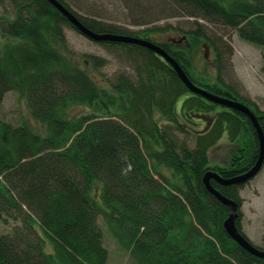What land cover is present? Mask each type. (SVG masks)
<instances>
[{"label":"trees","instance_id":"obj_1","mask_svg":"<svg viewBox=\"0 0 264 264\" xmlns=\"http://www.w3.org/2000/svg\"><path fill=\"white\" fill-rule=\"evenodd\" d=\"M59 1L97 33L157 43L196 85L246 104L264 130V112L221 82L225 42L211 36L233 29L260 46L264 72V0H155L160 4L152 12L129 8L135 24L159 11L192 18L189 40L216 49V82L193 77L178 47L150 36L161 28L133 32ZM0 5V104L6 92H17L45 129L40 134L26 122L0 118V219L19 220L0 234V264H106L100 218L135 264H264L228 235L223 223L231 209L203 183L208 170L229 178L256 162L259 142L247 115L191 92L164 58L133 43L96 42L119 50L132 70L103 87L86 64L97 70L106 60L83 56L80 65L74 59L65 28L80 32L48 0ZM75 105L87 109L73 113ZM225 132L240 146L227 165H212L209 151ZM210 182L236 202L235 224L247 237L240 223L245 183Z\"/></svg>","mask_w":264,"mask_h":264},{"label":"rangeland","instance_id":"obj_2","mask_svg":"<svg viewBox=\"0 0 264 264\" xmlns=\"http://www.w3.org/2000/svg\"><path fill=\"white\" fill-rule=\"evenodd\" d=\"M64 1L80 14L119 24L133 32L139 33L146 28H161L162 30L150 33V36L157 41L172 44L174 48L178 47L177 49L181 50V53L189 60L193 77L203 82H216L218 76L216 49L207 40H200L197 44L189 40L186 31L194 26L192 18L167 16L165 12L159 11V14L151 17L152 19L144 24H135L133 21L136 20L131 17L129 8L145 7L148 8V12H152L158 9L160 3H156L155 0H137L138 4L134 0ZM1 12L3 9L0 5ZM202 22L208 25L205 21ZM218 29V32L211 36H223L225 42L221 45V48L226 50L223 52L226 60L224 58L220 73L221 82L229 86L230 94L236 93L239 98L256 104L264 112V72L261 47L241 39L236 30ZM65 36L68 49L80 65L84 64L83 56L93 55L106 60V64L97 70L89 63L86 64L88 71L99 85L110 89L109 85L116 80L119 74H132L131 68L122 57L123 54L116 48L96 43L69 27L65 28ZM1 40L12 41L4 36ZM204 45L207 46L206 58L204 57ZM180 102L181 100L178 103ZM86 109L84 105H75L71 111L79 113ZM0 118L14 125L26 122L35 132L45 133L43 125L30 116L25 99L15 91L5 93L0 104ZM203 125L201 121L197 128L201 129ZM192 142L191 140L190 143ZM236 145L237 148L240 146L236 142L230 143L225 132L216 146L209 151L210 163L227 165ZM240 195L243 198L241 228L254 246L264 248V165L249 182L243 185ZM18 222L19 220H8L5 223L0 219V234L10 232ZM99 224L103 232V244L108 250L106 264H135L129 254L112 237L102 218L99 219ZM47 245L50 246L48 242Z\"/></svg>","mask_w":264,"mask_h":264},{"label":"water","instance_id":"obj_3","mask_svg":"<svg viewBox=\"0 0 264 264\" xmlns=\"http://www.w3.org/2000/svg\"><path fill=\"white\" fill-rule=\"evenodd\" d=\"M48 1L53 6H55L66 18H68L70 23L86 38L95 42H102V41L127 42V43H133L140 46H144L155 52L157 55L164 58V60L167 61L176 71L179 78L182 80V82L187 86V88L191 92L200 94L209 101L219 103L229 108L238 110L248 116L253 127L255 128L259 142V154L254 165L248 170L229 178L222 177L219 173H217L214 170H208L205 172L203 176V183L207 188V190L215 198H217L222 204L228 205L231 209L229 215L227 216V218L224 220L223 223L224 228L228 233V235L247 252L255 256L264 258V249L254 246L247 237H245L242 233L238 231L237 226L235 224V220L238 215L236 202L221 194L217 189H215L211 185L210 182L211 179H214L222 185H229V184L241 185L252 179L261 170L262 166L264 165V130L261 124L259 123V120L257 116L254 114V112L246 104L237 100L236 98L217 95L196 85L189 78V76L184 71L182 66L157 43L152 42L148 39L125 35V34L97 33L91 30L90 28H88L87 26H85L71 10H69L59 0H48ZM203 47L205 50L204 57L206 58L207 46L204 45Z\"/></svg>","mask_w":264,"mask_h":264}]
</instances>
